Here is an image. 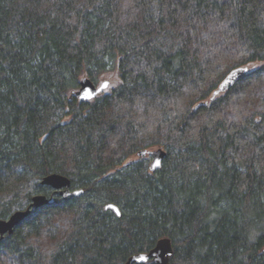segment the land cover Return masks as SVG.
Masks as SVG:
<instances>
[{"label":"trees","instance_id":"trees-1","mask_svg":"<svg viewBox=\"0 0 264 264\" xmlns=\"http://www.w3.org/2000/svg\"><path fill=\"white\" fill-rule=\"evenodd\" d=\"M154 147L160 170L127 163ZM53 173L84 194L43 186ZM40 194L55 202L0 264H125L163 238L171 264H264V0H0V219Z\"/></svg>","mask_w":264,"mask_h":264},{"label":"water","instance_id":"water-1","mask_svg":"<svg viewBox=\"0 0 264 264\" xmlns=\"http://www.w3.org/2000/svg\"><path fill=\"white\" fill-rule=\"evenodd\" d=\"M250 72V67H238L233 69L225 79L220 83L217 90L214 91L212 99H215L223 94H226L232 90L242 79H244ZM107 85V88L104 86ZM110 83L104 81L100 86L95 84L91 79L84 78L80 83V89L75 93L80 102H90L95 100L98 96L102 95L107 89H109ZM91 93V98H89ZM151 156L152 161L149 165V170L154 173L162 168L163 162L167 158V152L161 148L158 150H142L138 153V157ZM160 162V166H156V162ZM41 184L43 186L50 187L58 195L62 196L65 200L69 198L79 197L84 194V190H72L71 180L61 174L53 173L43 178ZM55 202L54 197H48L40 194L36 195L32 199L31 205L25 210H18L14 212L8 219H0V244L6 238L11 236L15 229L19 227L34 210H38L44 206L53 204ZM113 205V204H109ZM107 205L106 210L114 212L118 217L121 216L119 207L113 205V208H109ZM119 212V215L117 214ZM174 255V249L172 241L169 238L160 239L156 246L148 253H138L132 255L125 264H147L153 262V264H171V258ZM141 256L148 257L147 261H142Z\"/></svg>","mask_w":264,"mask_h":264},{"label":"rangeland","instance_id":"rangeland-1","mask_svg":"<svg viewBox=\"0 0 264 264\" xmlns=\"http://www.w3.org/2000/svg\"><path fill=\"white\" fill-rule=\"evenodd\" d=\"M250 68H252V67L250 66ZM85 77L86 76H83L82 79L85 78ZM104 81H107V82L110 83V85H109L110 88L107 89V91H106L107 94L111 93L112 89L115 88L116 86H118L121 83V79L119 78L118 73H116V72L105 74L102 77H100L97 85L100 86ZM158 149H159L158 147H154V148H151L149 150H158ZM147 158H148L149 165H150V162L152 161V157L151 156H147ZM140 159H141V157L135 156V157L131 158L130 160H128L127 163L129 164V163L138 161Z\"/></svg>","mask_w":264,"mask_h":264},{"label":"snow or ice","instance_id":"snow-or-ice-1","mask_svg":"<svg viewBox=\"0 0 264 264\" xmlns=\"http://www.w3.org/2000/svg\"><path fill=\"white\" fill-rule=\"evenodd\" d=\"M104 87L107 88V85H105ZM89 98H91V93H89ZM156 166H157V167L160 166V162H159V161L156 162ZM108 207H109V208H113L114 206H113V205H109ZM117 214L119 215V212H118ZM140 259H141L142 261H147L148 257L141 256Z\"/></svg>","mask_w":264,"mask_h":264},{"label":"flooded vegetation","instance_id":"flooded-vegetation-1","mask_svg":"<svg viewBox=\"0 0 264 264\" xmlns=\"http://www.w3.org/2000/svg\"><path fill=\"white\" fill-rule=\"evenodd\" d=\"M7 237V236H6ZM152 262V261H151ZM153 263V262H152Z\"/></svg>","mask_w":264,"mask_h":264}]
</instances>
